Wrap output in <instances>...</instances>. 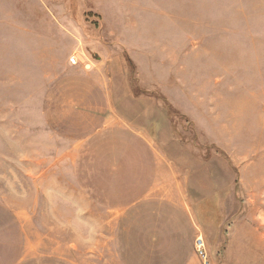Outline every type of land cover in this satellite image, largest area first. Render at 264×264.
Here are the masks:
<instances>
[{
	"label": "rangeland",
	"instance_id": "obj_1",
	"mask_svg": "<svg viewBox=\"0 0 264 264\" xmlns=\"http://www.w3.org/2000/svg\"><path fill=\"white\" fill-rule=\"evenodd\" d=\"M201 232L264 264V0H0V264H201Z\"/></svg>",
	"mask_w": 264,
	"mask_h": 264
},
{
	"label": "built area",
	"instance_id": "obj_2",
	"mask_svg": "<svg viewBox=\"0 0 264 264\" xmlns=\"http://www.w3.org/2000/svg\"><path fill=\"white\" fill-rule=\"evenodd\" d=\"M70 61L73 64H77L78 63L77 56L73 55L70 58ZM194 247L196 254L201 261V264H215V261L212 259V255L209 251L207 240L202 232L196 236L194 241Z\"/></svg>",
	"mask_w": 264,
	"mask_h": 264
}]
</instances>
